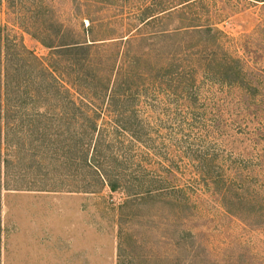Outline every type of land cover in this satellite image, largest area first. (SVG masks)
<instances>
[{"label": "rangeland", "instance_id": "rangeland-1", "mask_svg": "<svg viewBox=\"0 0 264 264\" xmlns=\"http://www.w3.org/2000/svg\"><path fill=\"white\" fill-rule=\"evenodd\" d=\"M178 1L0 0L37 57L94 42L0 100V264H264V3Z\"/></svg>", "mask_w": 264, "mask_h": 264}, {"label": "trees", "instance_id": "trees-1", "mask_svg": "<svg viewBox=\"0 0 264 264\" xmlns=\"http://www.w3.org/2000/svg\"><path fill=\"white\" fill-rule=\"evenodd\" d=\"M260 1H263L262 3H264V0H260ZM179 2H184L180 6H186L190 2H194V0H181V1H178L177 3ZM174 5H176V3ZM164 9H166V7L164 8L162 7L158 11H161ZM158 11L149 13L145 15L143 18L137 17V20H139L138 26H140L141 24H147L148 22L152 20L158 19L160 15ZM138 26L136 25V28ZM134 27L132 29H134ZM202 28L204 29V31L206 30L208 32L213 33L215 37L218 34H220L219 29L212 28L209 24ZM31 33L35 35L37 34V36L41 37V42H43L49 48L50 51L46 54L45 57L43 58L37 57L31 51L25 48L22 43L18 41L17 42L14 41V43H12L11 45L8 42L3 41L0 35V46H2L1 53L3 57L2 62L0 59V66H1L0 67V76H1L0 77V92L2 94V96L0 95L1 96L0 100H2V104L5 107V109L3 110V113L4 111L5 112L8 111V108L10 107L13 108L14 113L10 115L11 119L13 116L22 118L21 110L27 107L26 105L27 103L32 102V96L30 93L29 78H28L29 74H31V69H29V65H33L37 73L41 72L45 76V78L42 77V79L46 80L49 83V85L51 86V89L53 88L54 91H59V92L61 90L64 92L65 91L69 92L70 89L73 87L72 84H74L75 81L74 80L68 81L67 79L68 77H66L67 75L65 77H62V75H60L58 69H56V67H54L53 65V62H55L54 60H59V58L55 59V55L58 53L61 56L62 55L71 56L72 53H75L78 50L85 49V48L88 49L87 48L89 47L88 45L94 43L93 41L88 42L87 39L85 38L83 40L77 39V40L62 41L56 44H52V42L44 41L42 39V36L43 37L45 36V38H48L49 40H51L50 38H52L53 36H56V35L65 36V33H62L60 31H53L50 35H48L49 33L47 31H44L43 33H38V32L37 33L31 32ZM113 37H117V36H113ZM124 39L126 40L128 39V37H125ZM116 40H121V38L111 39L109 41H112V43H115ZM102 42H107V41H101L97 43H102ZM11 46H13L12 49H11ZM12 62L17 65V71L16 70L14 71L15 68L12 69V66H11ZM20 70H22L21 71L23 74L22 77L19 76ZM14 72H15V75L17 76L13 75L12 77V73ZM34 78H38L36 74L34 75ZM9 114L7 113V117H6V114L5 116L0 115L1 117H3L4 122L7 121ZM23 115L25 117H28L27 112H24ZM114 129L120 130L122 129V127H119V128L114 127ZM110 187L113 188L112 183L110 184Z\"/></svg>", "mask_w": 264, "mask_h": 264}]
</instances>
